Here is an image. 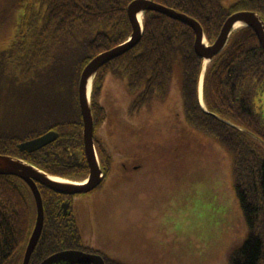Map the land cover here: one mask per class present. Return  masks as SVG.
I'll use <instances>...</instances> for the list:
<instances>
[{"label":"trees","instance_id":"16d2710c","mask_svg":"<svg viewBox=\"0 0 264 264\" xmlns=\"http://www.w3.org/2000/svg\"><path fill=\"white\" fill-rule=\"evenodd\" d=\"M132 1L23 0V40L18 47L0 52V154L26 161L51 176L74 181L88 177L79 81L90 61L131 37L128 6ZM154 1L199 22L210 44L236 12H257L264 20V0H240L229 9L224 0ZM195 39L188 25L147 11L139 44L96 74L91 107L103 180L107 185L120 182L124 168L138 171L141 163L148 166V160L155 162L152 167L162 159L181 161L182 150L172 143L184 139L182 128L187 127L190 133L217 143L222 165L233 180L246 232L227 246L231 249L226 256L223 252L210 264H264V51L254 31L242 28L203 73L204 60L195 52ZM9 59L17 61L13 69L17 75L11 85L12 99L4 100ZM176 67L180 77L175 76ZM202 75L209 113L199 97ZM110 79L121 85L129 102L125 116L118 119L130 124V129H140L142 137L152 142L128 146L117 118L116 130L105 131L109 114L101 101ZM158 107L161 111H156ZM155 111L164 114V127L155 126ZM50 131L58 137L48 146L33 153L19 150L21 143ZM136 165L137 170H132ZM39 189L45 220L30 264L65 250L99 253L106 264L136 263L128 252L105 245L95 211L90 214L92 225L83 228L77 224L78 213H64L63 196L45 186ZM36 216L28 185L17 177L0 175V264L23 263Z\"/></svg>","mask_w":264,"mask_h":264},{"label":"rangeland","instance_id":"374dc122","mask_svg":"<svg viewBox=\"0 0 264 264\" xmlns=\"http://www.w3.org/2000/svg\"><path fill=\"white\" fill-rule=\"evenodd\" d=\"M238 1L224 0L223 4L229 9ZM25 13L23 0H0V52L18 47L23 40ZM11 62L5 64L9 79L4 100L12 99L11 85L17 75L13 70L17 61ZM175 76L180 77L177 67ZM107 83L101 101L109 114L105 131H115L121 122L128 146L152 142L142 137L140 129H130V124L119 120L129 102L120 84L111 79ZM154 118L155 126H165L164 114L156 112ZM141 122L149 125L146 118ZM182 130L184 139L172 143L182 150L181 161L162 159L152 167L155 162L148 160V166L141 163L138 171L124 168L122 181L106 182L96 202L105 245L128 252L134 264H210L223 252L226 256L231 249L227 246L246 233L233 180L222 165L217 143L190 133L187 127ZM134 167L137 170L138 165Z\"/></svg>","mask_w":264,"mask_h":264},{"label":"water","instance_id":"95a60500","mask_svg":"<svg viewBox=\"0 0 264 264\" xmlns=\"http://www.w3.org/2000/svg\"><path fill=\"white\" fill-rule=\"evenodd\" d=\"M147 11H154L166 15L171 19L178 20L188 25L194 30L196 35L194 48L196 54L204 60L203 73L206 71V61L211 62L226 48L232 34L237 31L234 30V28L238 22L244 23V27H249L254 31L264 51V20L257 12L239 11L229 16L225 21L217 40L214 44L210 45L205 42L206 37L201 24L188 15L178 12L177 10L169 8L165 5L159 4L154 0L132 1L128 6V16L133 28L131 37L123 44L99 54L92 61H90V63L84 68L79 81L78 100L84 124V151L90 168L89 176L81 182L64 178L61 179L68 182H59L52 179L55 176H51L41 171L26 161L0 154V175L14 176L24 181L31 189L36 204V225L25 250L22 264H30L32 254L39 242L44 227L45 211L43 198L38 184L45 186L59 194L74 195L78 193L90 192L91 190L95 189L103 179V170L101 168L100 159L95 148L94 118L91 107V97L90 99L88 97L89 84L92 83L93 89L94 78L104 65L124 55L139 44L143 36V24L140 23L139 16L142 15L144 18V15ZM203 78L204 75L201 77L200 87L203 86ZM201 104L202 108L207 113H209L205 106H203L202 101ZM213 115L220 119L217 115ZM224 122L232 127L248 133L244 129L230 122ZM248 134L256 138L251 133ZM57 137V132H47L38 138L21 143L19 145V150L28 153L36 152L54 142ZM67 208L68 204H65V212ZM40 264H106V262L100 254L86 253L80 250H65L49 256Z\"/></svg>","mask_w":264,"mask_h":264},{"label":"flooded vegetation","instance_id":"af4514ba","mask_svg":"<svg viewBox=\"0 0 264 264\" xmlns=\"http://www.w3.org/2000/svg\"><path fill=\"white\" fill-rule=\"evenodd\" d=\"M94 134H95V132H94ZM122 162H121L122 164H124V165L126 164L124 159L122 160ZM133 168H135V167H133ZM89 170H90V168H89ZM103 179H104V177H103ZM103 179H102L101 183L95 189L91 190L88 193H78V194H74V195L60 194L61 196H63L65 198L64 204L62 206L64 213L68 214L69 212H71V214H73L74 216H76V213H78L79 216H76V219H80V221L77 220L78 226L83 225L84 227H86V225H88V224H90V226L92 225V218H90V214L93 211H95L94 213H95V215H97L96 212H97L99 207L97 206L96 202L98 201L100 192L104 188V185L106 183V182L104 183ZM38 186H42V185L38 184ZM65 204H68V208H67L66 212L64 209ZM84 208H87V209H84ZM91 253L99 254V253H95V252H91Z\"/></svg>","mask_w":264,"mask_h":264},{"label":"bare ground","instance_id":"6f19581e","mask_svg":"<svg viewBox=\"0 0 264 264\" xmlns=\"http://www.w3.org/2000/svg\"><path fill=\"white\" fill-rule=\"evenodd\" d=\"M139 20H140V23L141 24H143V22H144V18H143V16L141 15V16H139ZM245 26V24L244 23H240V22H238V23H236V25H235V28H234V30H238V29H240V28H243ZM205 42L207 43V40L205 39ZM208 44V43H207ZM210 62L209 61H206V65H208ZM203 87H201V97H202V99H203V89H202ZM91 92H92V83H90L89 84V90H88V97H89V99H90V97H91ZM202 103H203V106H205L206 107V105H205V102H204V100H202ZM53 180H55V181H59V182H68V181H66V180H63V179H61V178H59V177H53L52 178ZM37 217V216H36ZM35 225H36V221H35ZM27 248V247H26Z\"/></svg>","mask_w":264,"mask_h":264}]
</instances>
